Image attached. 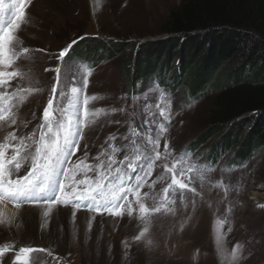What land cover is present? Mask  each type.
<instances>
[{
  "label": "rangeland",
  "instance_id": "rangeland-1",
  "mask_svg": "<svg viewBox=\"0 0 264 264\" xmlns=\"http://www.w3.org/2000/svg\"><path fill=\"white\" fill-rule=\"evenodd\" d=\"M183 1L32 0L28 9L29 22L18 33L22 45H17L18 48L28 47L30 52L21 53L15 70L25 73L24 79L19 81L22 87L38 86L42 91L30 95L21 105L20 120L31 121V128L35 123L31 120L32 113L41 115L55 75L44 69L57 66V54L72 40L90 36L133 42L137 48L144 41L164 36V23ZM9 3L10 0H5L6 8ZM73 58L70 52L65 62L77 67L79 77L86 65ZM123 62V56L119 55L86 66L92 69L87 94L101 97L90 102V107L109 111L124 109L99 117L95 125L85 129L89 145L86 163H94L93 157L110 134H130L129 128L145 133L143 140L137 138L138 146L143 149L148 138L143 122L149 118V110L156 111L154 104L163 89L165 99L160 103L167 105L171 100L168 136L176 149L177 166L183 153L185 166L195 164L198 169L203 168V180L194 174L195 186L202 191V198H196L194 208L190 198H186L185 203L177 199L173 212L152 214L143 220L138 211L122 218L107 213L95 214L92 219L93 213L82 208L76 212L73 221L72 208L62 205L55 206L45 219L41 207L24 204L17 209L15 203L5 201L0 204V221H4L0 223V246L7 245L9 250L0 256V264H12L20 247L48 250L31 254L29 264H264V207L259 206L264 205V152L237 167L229 165L230 153L218 163L207 165V148L214 139L195 152L187 153L186 146L208 126L215 94L192 100L180 91L173 93L156 84L137 94L125 80ZM62 86L66 98L60 107H66L71 87H79L80 80L73 81L70 76L65 78L62 70ZM133 96L138 99L134 101ZM67 115H72L70 109ZM83 143L81 141V145ZM121 143L119 139L116 141L117 146ZM129 147L132 149L131 145ZM82 155V150L76 152L73 161ZM122 156L118 153L116 159H122ZM158 171L153 172L149 183ZM88 175L94 178L96 174L89 172ZM77 179H83V175H78ZM161 186L158 183L156 191ZM147 190L145 187L142 191ZM254 193L258 194V199L254 198ZM128 199L133 200L134 196ZM147 203L152 206L151 200ZM9 220L11 224L7 223ZM144 227L148 232L140 241H135L133 238ZM149 240L151 244H148ZM236 244L243 247L239 261L232 259Z\"/></svg>",
  "mask_w": 264,
  "mask_h": 264
},
{
  "label": "snow or ice",
  "instance_id": "snow-or-ice-1",
  "mask_svg": "<svg viewBox=\"0 0 264 264\" xmlns=\"http://www.w3.org/2000/svg\"><path fill=\"white\" fill-rule=\"evenodd\" d=\"M31 4L32 0H10L6 8L5 0H0V133L3 134L0 136V204L13 202L17 209L24 204L36 205L42 208L45 219L57 205L71 207L73 221L76 212L82 208L93 213L92 219L95 214L107 213L122 218L138 211L142 220L152 214L173 212L177 199L185 203L186 198H190L194 208L196 198H202V191L195 186L194 174L203 180V168L198 169L195 164L185 166L183 153L177 166L176 149L168 136L171 100L167 105L160 103L165 99L163 89L154 104L156 111L152 113L149 110V118L143 122L148 137L143 149L138 146L137 138L143 140L145 133L129 128L130 134H110L105 141L106 146L101 145V150L93 157L94 163H86L89 145L85 129L95 125L99 117L124 109L112 108L109 111L90 107V102L101 98L87 94L92 69L85 66L77 77V67L65 62L73 45L78 43L77 39L59 51L56 67L44 69L55 75L41 115L32 113L31 120L35 123L31 128V121L20 120L21 105L30 95L42 91L38 86L22 87L19 81L24 79L25 73L15 70L21 53L30 52L28 47L18 48L17 45H22L18 33L29 22ZM36 51L45 52L43 49ZM62 70L65 78L70 76L73 81L80 80L79 87H71L66 107H60L66 98ZM136 99L133 96V100ZM69 109L71 116L67 115ZM109 123L119 125L121 122ZM118 139L122 142L119 146L116 144ZM81 141H84L83 145ZM81 150L83 155L73 161L72 157ZM118 153L123 154L122 159H116ZM157 169L156 178L149 183ZM89 172L96 174L94 178L89 177ZM81 174L83 179L78 180L77 176ZM158 183L162 186L156 191ZM145 187L148 190L142 191ZM129 196H134V199L129 201ZM149 200L152 201L151 207L147 203ZM7 223L11 224V221ZM146 232L148 228L144 227L133 239L140 241ZM151 243L149 240L148 244ZM8 250L7 245L0 246V256ZM47 251L20 247L12 264H29L31 254ZM242 252V245L236 244L232 259L239 261Z\"/></svg>",
  "mask_w": 264,
  "mask_h": 264
},
{
  "label": "trees",
  "instance_id": "trees-1",
  "mask_svg": "<svg viewBox=\"0 0 264 264\" xmlns=\"http://www.w3.org/2000/svg\"><path fill=\"white\" fill-rule=\"evenodd\" d=\"M162 34L137 48L87 36L70 52L86 66L122 55L137 94L151 84L192 100L214 93L207 128L185 148L192 153L214 139L208 166L228 153L230 166H243L264 152V0H184Z\"/></svg>",
  "mask_w": 264,
  "mask_h": 264
},
{
  "label": "bare ground",
  "instance_id": "bare-ground-1",
  "mask_svg": "<svg viewBox=\"0 0 264 264\" xmlns=\"http://www.w3.org/2000/svg\"><path fill=\"white\" fill-rule=\"evenodd\" d=\"M253 196H254V198L258 199V194L257 193H254Z\"/></svg>",
  "mask_w": 264,
  "mask_h": 264
}]
</instances>
